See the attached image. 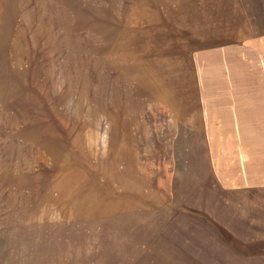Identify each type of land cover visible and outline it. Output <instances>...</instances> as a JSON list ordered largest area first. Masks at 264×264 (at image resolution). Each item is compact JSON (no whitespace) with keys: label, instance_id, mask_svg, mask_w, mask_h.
<instances>
[{"label":"rangeland","instance_id":"1","mask_svg":"<svg viewBox=\"0 0 264 264\" xmlns=\"http://www.w3.org/2000/svg\"><path fill=\"white\" fill-rule=\"evenodd\" d=\"M0 264H264V0H0Z\"/></svg>","mask_w":264,"mask_h":264}]
</instances>
